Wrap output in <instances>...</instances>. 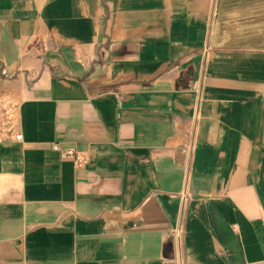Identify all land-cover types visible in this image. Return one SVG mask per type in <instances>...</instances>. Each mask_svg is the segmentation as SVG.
<instances>
[{
	"label": "crops",
	"instance_id": "crops-1",
	"mask_svg": "<svg viewBox=\"0 0 264 264\" xmlns=\"http://www.w3.org/2000/svg\"><path fill=\"white\" fill-rule=\"evenodd\" d=\"M0 90V264H264V0H0Z\"/></svg>",
	"mask_w": 264,
	"mask_h": 264
},
{
	"label": "built area",
	"instance_id": "built-area-1",
	"mask_svg": "<svg viewBox=\"0 0 264 264\" xmlns=\"http://www.w3.org/2000/svg\"><path fill=\"white\" fill-rule=\"evenodd\" d=\"M19 110L18 102L8 93L0 90V142L23 140ZM55 148L58 149V145H55ZM61 152L63 157L73 158L79 166H83L88 161L86 153L75 147L64 148Z\"/></svg>",
	"mask_w": 264,
	"mask_h": 264
}]
</instances>
